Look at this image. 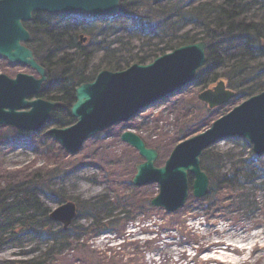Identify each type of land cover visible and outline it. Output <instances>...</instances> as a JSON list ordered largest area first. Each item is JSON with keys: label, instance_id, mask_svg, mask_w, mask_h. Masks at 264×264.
Returning <instances> with one entry per match:
<instances>
[{"label": "rangeland", "instance_id": "1", "mask_svg": "<svg viewBox=\"0 0 264 264\" xmlns=\"http://www.w3.org/2000/svg\"><path fill=\"white\" fill-rule=\"evenodd\" d=\"M254 13L264 16V7ZM102 30L108 41L118 33L115 27ZM238 50L235 46L225 56ZM100 55L95 53L94 63ZM19 72L35 75L28 67L0 61V73L14 77ZM203 90L200 85L188 86L131 120L89 138L75 155L63 151L45 131L19 136L15 128L0 126V189L39 177L51 188L61 189L79 210L83 201L107 200L119 220L116 231H88L78 240L71 239V246L45 258L46 264H264V187L260 188L264 177L237 189H222L218 205L209 212L203 200L190 194L184 207L173 214L149 205L158 193L156 183L140 187L131 183L134 166L143 159L120 140V134L130 130L139 135L158 151L155 164L162 165L178 138L201 132L210 124L205 104L198 98ZM244 100L233 101L225 109ZM217 109L211 111L215 118L220 114ZM196 125L206 126L194 132ZM207 151L222 157L223 172L242 158L250 159L251 166L264 167V156L256 158L243 138L220 141ZM42 201L50 210L56 206ZM78 223L86 228L90 219L84 217ZM48 245L39 237L23 238L20 244L0 248V264L44 258Z\"/></svg>", "mask_w": 264, "mask_h": 264}, {"label": "trees", "instance_id": "2", "mask_svg": "<svg viewBox=\"0 0 264 264\" xmlns=\"http://www.w3.org/2000/svg\"><path fill=\"white\" fill-rule=\"evenodd\" d=\"M263 7L264 0H120L122 17L116 20L92 19L85 14L35 12L33 20L24 26L31 34L27 46L48 73V81L38 96L61 103V108L50 114L53 126H69L74 123L69 111L75 101V88L93 80L99 71H118L134 63L146 64L179 46L203 40L208 44L205 63L193 83L206 88L219 80L225 82L234 92V98L218 107L222 115L233 101L264 90V16L254 13ZM111 27L118 33L108 41L102 29ZM80 34L86 37L84 43L79 42ZM235 46L239 50L226 57ZM97 51L101 55L94 63ZM204 106L211 123L216 115L211 111L215 108ZM204 126L196 125L194 132ZM45 136L50 138L47 133ZM183 138L185 136L178 139ZM221 158L206 150L200 161L209 178L208 192L203 199L208 212L218 205L222 189H237L264 177L261 164L251 166L250 159L243 158L223 172ZM263 187L261 184L260 188ZM67 199L61 189L51 188L39 177L0 189V248L20 244L27 237L49 242L44 258L7 261L6 264H46L45 258L69 248L71 239L78 240L88 231L101 234L117 230L119 220L113 214L114 209L107 200L101 199L96 203L81 202L76 219L63 231L59 224L48 219L49 208L42 200L60 204ZM126 208L125 214L129 216ZM84 217L90 219L86 228L78 223Z\"/></svg>", "mask_w": 264, "mask_h": 264}, {"label": "water", "instance_id": "3", "mask_svg": "<svg viewBox=\"0 0 264 264\" xmlns=\"http://www.w3.org/2000/svg\"><path fill=\"white\" fill-rule=\"evenodd\" d=\"M120 0H0V56L10 63L32 69L37 77L17 73L0 74V126L20 131L40 132L49 125L52 110L61 107L55 100L38 97L47 81V71L24 44L30 39L23 22L33 12L85 13L89 16L117 17ZM84 38L80 36V39ZM81 39V40H82ZM205 41L179 46L147 64H132L120 71L102 70L92 81L75 88L70 116L75 123L63 128L51 127L47 133L70 155H75L91 136L126 122L190 86L197 70L205 62ZM234 93L223 81L202 91L198 98L210 107L227 103ZM238 137L252 146L257 157L264 156V91L251 96L212 122L205 131L179 142L164 165L155 166L158 153L133 132L120 139L133 147L144 161L135 166L134 186L156 183L158 194L149 204L166 213L180 210L189 194V176L193 178L192 196L207 194L208 177L200 167L205 149L220 141ZM49 219L67 229L76 217V206L65 202L49 213Z\"/></svg>", "mask_w": 264, "mask_h": 264}, {"label": "flooded vegetation", "instance_id": "4", "mask_svg": "<svg viewBox=\"0 0 264 264\" xmlns=\"http://www.w3.org/2000/svg\"><path fill=\"white\" fill-rule=\"evenodd\" d=\"M33 19H31L29 22H31ZM28 23V22H27ZM25 27V26H24ZM26 28V30L29 32V30L27 29V27H25ZM30 33V32H29ZM30 39H31V34H30ZM0 61H2V62H6L5 61V59L3 58V57H1L0 56ZM7 63V62H6ZM9 65H11V64H9ZM12 65H14V66H16L15 64H12Z\"/></svg>", "mask_w": 264, "mask_h": 264}]
</instances>
